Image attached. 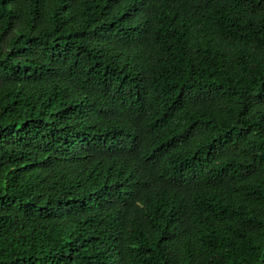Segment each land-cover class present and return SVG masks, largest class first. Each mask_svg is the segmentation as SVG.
I'll return each instance as SVG.
<instances>
[{
  "label": "trees",
  "instance_id": "1",
  "mask_svg": "<svg viewBox=\"0 0 264 264\" xmlns=\"http://www.w3.org/2000/svg\"><path fill=\"white\" fill-rule=\"evenodd\" d=\"M0 264H264V0H0Z\"/></svg>",
  "mask_w": 264,
  "mask_h": 264
}]
</instances>
